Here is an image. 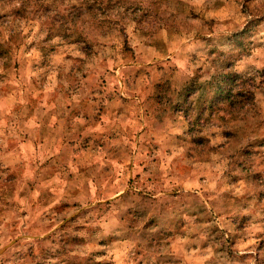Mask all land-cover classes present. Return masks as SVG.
Returning <instances> with one entry per match:
<instances>
[{"label":"clouds","instance_id":"9594fccd","mask_svg":"<svg viewBox=\"0 0 264 264\" xmlns=\"http://www.w3.org/2000/svg\"><path fill=\"white\" fill-rule=\"evenodd\" d=\"M0 264H264V0H0Z\"/></svg>","mask_w":264,"mask_h":264},{"label":"rangeland","instance_id":"374dc122","mask_svg":"<svg viewBox=\"0 0 264 264\" xmlns=\"http://www.w3.org/2000/svg\"><path fill=\"white\" fill-rule=\"evenodd\" d=\"M48 102H49V101H48V99H47L46 97H43V98L41 99V104H42V105L47 104ZM21 150H22V151L25 150V148H24L23 145L21 146ZM27 150H28V151H31V150H32V146H31V145L27 146ZM133 167H134V165H133ZM50 179H51V177H50Z\"/></svg>","mask_w":264,"mask_h":264}]
</instances>
